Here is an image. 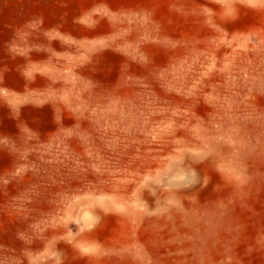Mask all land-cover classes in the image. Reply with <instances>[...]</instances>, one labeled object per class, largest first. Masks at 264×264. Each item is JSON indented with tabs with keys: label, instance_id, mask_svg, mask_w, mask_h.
Segmentation results:
<instances>
[{
	"label": "rangeland",
	"instance_id": "obj_1",
	"mask_svg": "<svg viewBox=\"0 0 264 264\" xmlns=\"http://www.w3.org/2000/svg\"><path fill=\"white\" fill-rule=\"evenodd\" d=\"M2 2L50 85L0 87V264H264V0Z\"/></svg>",
	"mask_w": 264,
	"mask_h": 264
},
{
	"label": "crops",
	"instance_id": "obj_2",
	"mask_svg": "<svg viewBox=\"0 0 264 264\" xmlns=\"http://www.w3.org/2000/svg\"><path fill=\"white\" fill-rule=\"evenodd\" d=\"M0 0V87L14 98L33 96L48 90L50 80V41L44 32L35 50L33 14L16 8L15 14H4ZM44 24V23H43ZM45 25L42 29L45 30ZM47 29V28H46Z\"/></svg>",
	"mask_w": 264,
	"mask_h": 264
},
{
	"label": "bare ground",
	"instance_id": "obj_3",
	"mask_svg": "<svg viewBox=\"0 0 264 264\" xmlns=\"http://www.w3.org/2000/svg\"><path fill=\"white\" fill-rule=\"evenodd\" d=\"M110 24H111V23H109V26H110ZM114 24H115V23H114ZM110 27H112V25H111Z\"/></svg>",
	"mask_w": 264,
	"mask_h": 264
}]
</instances>
